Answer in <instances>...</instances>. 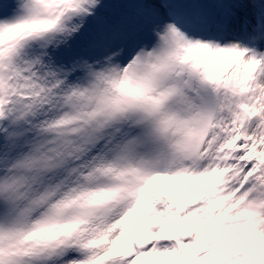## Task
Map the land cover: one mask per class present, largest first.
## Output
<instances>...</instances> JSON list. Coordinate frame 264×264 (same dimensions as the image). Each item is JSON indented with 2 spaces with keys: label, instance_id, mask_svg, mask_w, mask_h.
<instances>
[{
  "label": "snow or ice",
  "instance_id": "snow-or-ice-1",
  "mask_svg": "<svg viewBox=\"0 0 264 264\" xmlns=\"http://www.w3.org/2000/svg\"><path fill=\"white\" fill-rule=\"evenodd\" d=\"M0 264H264V0H0Z\"/></svg>",
  "mask_w": 264,
  "mask_h": 264
}]
</instances>
